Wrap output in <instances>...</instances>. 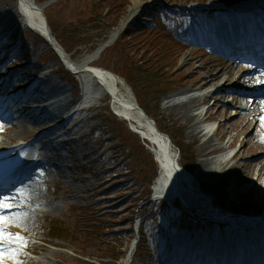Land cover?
Segmentation results:
<instances>
[{
    "label": "rangeland",
    "instance_id": "1",
    "mask_svg": "<svg viewBox=\"0 0 264 264\" xmlns=\"http://www.w3.org/2000/svg\"><path fill=\"white\" fill-rule=\"evenodd\" d=\"M39 1L46 2V0ZM135 1L115 0L117 3H122V5H120L118 10H111L110 7H106V1L100 4L96 0H58L47 8V14L50 16L51 28L56 37L69 49L75 61H82L98 45L107 41V38L109 39L112 32L111 25L117 27L121 22L130 17V11L133 9ZM159 1L163 2L164 0H149L147 3H140L137 15H144V9H150L154 3H158ZM245 1L249 0H244L243 5H247L244 3ZM9 3H12V0H0V17L1 15H9L11 13ZM193 6L197 7V5ZM2 19L0 18V21ZM4 20L2 22H5ZM214 20H217L218 25L223 23L221 15L216 13L212 21L214 22ZM11 21L15 24L19 19L16 18ZM232 21V19L229 20L230 23ZM217 32H219L218 29ZM200 37H206V35H201ZM195 44L197 43L195 42ZM26 45L22 56L13 57L11 54L10 57L6 58L5 66L7 68L0 71V81H5L7 76H10L15 70L21 68V71L15 74L17 84L21 80L31 84L26 77L31 74L35 75L34 79L39 84L36 92H43L45 96V81L48 77L51 83L57 85L56 88L62 89L63 87L67 90L64 94L65 97L64 95L60 96L59 93L55 97L61 100L66 99V101L62 100L60 104L68 102L67 106H63L61 115H59L62 120L67 122L73 112L76 111L73 109L77 101L76 89L74 86H70L60 80V76L63 75L60 69H58L59 73L54 72L53 74L47 70V67L54 64L53 61H47L44 66H41L37 60L38 56L32 55L31 50L33 51V45L28 41H26ZM199 48L197 44L191 48L182 49L178 45H173L167 38L154 32L129 33L126 36L123 35L114 46L108 48L103 53L100 60H96L94 63L121 73L131 79L136 88L133 86L138 99H143L142 101L155 115V119L163 123L165 130L173 132L172 135L178 145H183V147L181 146L183 152L174 147V151L178 156L180 151L182 152V155L180 154L183 159L182 162L185 161L184 156L185 158L194 157L196 160L195 170L193 169L191 173L183 171L185 187L189 190L191 196L190 203L192 205H199V209L201 210L202 207H206L207 211L211 209L210 197H206L200 192L197 184L199 181L220 184L223 180H228L230 205L244 204L245 202V204L249 203L247 209L264 213V201L260 200V192L257 191L259 189L264 192V175L258 178L256 171L249 172L245 169L243 172H247L243 174L242 171H238L236 168H232L230 172H219L218 170L217 173L208 174L209 171L204 166L210 167L209 163L207 162L204 166L203 164L206 157H211L213 154L208 156L202 155L203 139L201 137L190 136V126L187 125V120L184 119L178 109L171 108L168 103L174 95L180 92L187 91L189 94H205L222 84L221 82H215L203 89L200 88V84L203 82L202 77L195 75L198 70V64L215 62V57H211V54L206 55L205 53L208 52L199 50ZM25 53L29 55L25 56ZM48 55H52V53L49 52ZM40 68L44 71L43 76L39 74ZM217 69L220 70V67H217ZM151 70H158V75H162L163 81L161 83L158 84L157 81H154L155 79L148 81L150 78H154L149 76L148 71ZM143 81H146L145 87L142 85ZM152 83L153 86L149 87L148 85ZM120 90L122 91L121 94L128 95L130 99L136 100L134 92L126 82L124 85H120ZM163 92L166 93L161 95ZM157 97H160L158 101L156 100ZM104 100L102 98L96 103L97 105L93 112L89 114L81 113L72 118L66 124V127L73 131L72 134L67 135L66 142L70 140L72 142L58 145L56 150L51 151L52 154L57 153L62 157L59 162L62 167L58 171L56 168L46 165L47 173L45 177L47 182L45 185L39 184L40 193L47 200L45 205L43 204L45 211L38 212L37 215H31V222L27 229L37 232L39 237L45 238L47 244L37 246V256L31 259L30 264H67L71 260H75L76 264H89L84 260L87 257L95 264H99L100 262L110 263V258H102L99 255L104 256L106 253H112V247H116V254L119 256H122L126 250L130 249L129 251H133L132 261L129 264H155L153 257L156 256L155 250L158 251V247H155L154 244L158 242V233L161 234L159 236L160 239L164 240L166 238L167 234L161 226L167 227L173 221L174 212L168 210L161 213L160 221L150 219L148 222V232L146 238H143V240L149 241L155 250H151L150 248L144 251L142 258L137 255L135 241L138 238L135 239L134 230H131L129 223L133 215V209L138 204H144L143 201L138 202L140 189H142L141 195L144 196L149 188L147 185L136 186L134 176L137 177V182L143 183L149 176L155 173L156 166L149 160L148 155L151 154L148 153V148L140 144L141 140H139V137L126 128V126H122L121 122L113 124L117 128V134L120 135V138L117 140L116 138H111L109 133H107L108 127L95 126L100 120H96L95 118L96 109L104 104ZM146 101L150 102V104ZM214 101V96L208 97L205 101H200L198 106L194 108V112L206 109ZM226 101L228 102L229 100ZM223 105V109L221 108L217 116L216 114L214 116V127L226 120L233 122L237 119V113L235 114V112L238 111V108L234 104H231V106L228 104ZM224 110L227 113L223 114ZM215 111L218 112L217 109ZM45 113L46 110L34 114L32 117L34 116L36 119L41 118ZM55 113L58 112L55 111ZM79 123L80 125L77 126ZM13 124H16L15 129H10L5 133L1 132L3 140L11 139V143L29 140L34 138L37 131H39L35 130L34 126L22 121L20 115ZM93 128H98L96 134H92ZM236 128L239 129L240 126L233 127L232 134L238 132V130H235ZM18 130H22L23 133L15 135ZM111 132L114 133V129ZM222 132H224V129L220 127L214 135V143L218 147L224 146L230 138V136L226 139L220 138ZM252 132H254L253 127L245 130L235 140L230 151H220L218 152V157L226 155V152L227 154L229 152L233 153L240 147L245 146L244 143H241V139L245 138L246 135H252ZM192 141H197L198 145ZM119 143L120 145L118 146ZM126 143L133 147L136 156L141 157L143 166L139 164L136 171L135 169L125 170L128 160L119 164L118 170L120 168H124V170L117 173L115 172L116 170L106 172L104 169L113 163L112 157L114 152L120 153L124 149L126 153L131 151L129 147L124 145ZM251 143L249 149L232 159L229 165H233L239 160H244L256 163L257 171L258 169L264 170V146H257L254 144V141ZM40 146L44 147V142ZM141 146L147 151V154L143 153V150L140 151ZM136 163L138 164L139 160ZM128 175H131L132 180L110 188L113 183L124 179ZM135 191L138 192L135 193ZM87 208L91 209L92 216L89 214L90 211ZM145 211L146 208L144 209ZM81 215L91 216V219L95 218L99 223L88 225V229L91 230L90 232L82 230L76 233V229L73 228L76 221L75 217L77 219ZM107 227L109 228L103 230V228ZM54 228L57 230L63 229L65 232L56 234L55 231L57 230L53 232ZM80 228L83 227L78 226L77 229ZM54 245H57L59 248ZM60 246L66 248H60ZM67 248L72 251L77 250L83 257L79 259L76 256H70L71 254Z\"/></svg>",
    "mask_w": 264,
    "mask_h": 264
},
{
    "label": "bare ground",
    "instance_id": "2",
    "mask_svg": "<svg viewBox=\"0 0 264 264\" xmlns=\"http://www.w3.org/2000/svg\"><path fill=\"white\" fill-rule=\"evenodd\" d=\"M149 0H136L135 5L133 9H131L130 17L125 19L121 26L113 32L111 39H115L121 29L124 27L125 23L138 12V7L140 3H147ZM72 3V1H70ZM47 7L48 5L46 3H39L38 0H12V3H9V8L11 10V13L9 15H1L0 18H3L1 21L4 20L5 22H11V20H15L16 18L19 19V26L21 25L24 29H31L38 34L44 36V37H53L56 47L60 54L62 55V58L65 60L68 66H70L72 69L78 72V75H80L81 81L83 85L86 88V97L91 98L92 100H97L102 92L110 91L113 95L114 104L118 108V111L121 115L126 116L130 121L135 123L137 125V129L141 132L143 135V138L146 140H149L155 145V153L161 162V175L158 178L156 184H155V195L159 197L167 196L166 198L170 199L175 196H177L180 192L183 194L185 193L184 188V176L182 169H180V173L176 167L175 164V157L176 154L173 149V144L168 141V139L163 138L161 135H159L157 129L155 126L148 122L145 117L143 116V113L137 108L136 103L134 100L130 99L128 95H119L118 94V88L119 83H122L121 80L112 72L107 71L100 67L92 66L91 64L94 63L96 60V57L101 52V50H97L94 53H91L87 55L82 61H75L72 58V55L68 54L66 49L59 43L56 42V39L54 38L53 34L51 33V29L48 22V16H47ZM8 10V9H7ZM65 10V9H64ZM78 11V10H77ZM260 13V14H259ZM64 14V13H62ZM258 16H261V12H258ZM249 22V21H247ZM259 23H257L258 25ZM239 25V28L241 29V25ZM256 25V28H257ZM251 30L252 29V25ZM255 30V29H254ZM256 33L253 32L250 34V37L255 38ZM254 48V46L250 47ZM252 53H254V56L257 58H264V56H260L258 54H261L264 52V47L259 46L255 47V49L251 50ZM192 61V60H191ZM194 61V60H193ZM3 63H0V68ZM217 67H220V70L217 69ZM243 68L242 65H237L235 62H227V61H220L215 60V62H210L208 64L201 63L198 64V70L195 73V75H199L202 77V84L201 87H207L211 83L215 82H227V83H237L239 86L245 85L248 82L246 79L239 75L240 69ZM0 71H2L0 69ZM16 72V70H15ZM259 73V72H257ZM264 75V73H262ZM16 75L13 76V78ZM243 77V78H242ZM8 78V76H7ZM12 78V79H13ZM28 79L31 78V75L26 77ZM9 81V79H8ZM95 84H99V87H95ZM123 84V83H122ZM260 83L258 81H255V79H250V86L253 87V89H257L258 85ZM8 87L13 91L11 93L12 95V102L14 101V98L17 97L19 94H25V103H23L24 106H29L31 101L40 100L42 98L41 94L31 96L30 90L31 85L27 82H24L21 80L18 84L17 81H13V83L8 84ZM46 88H47V97L48 99L56 97V95L59 93L60 96H63L67 90L62 87L56 88V85L49 82V80H46ZM240 91V89H237ZM210 94L206 95H186L185 92H180L170 101L168 102L170 107L173 109H178L180 114L184 117L185 120H187V125L190 126L189 128V134L191 137H201L203 139L202 143V155L208 156L212 155L211 157H206L203 166L208 162L210 167H205L209 172L208 174L217 173L219 172H230L232 168H236L238 171H242L243 174H245L247 171L253 172L256 171L258 174V177L260 178L262 175H264V170L258 169L257 171V165L254 162H246L244 160H239L233 165H229V159L226 157H218V152L220 151H226L229 149V147L235 142L236 139L239 138V136L245 132V130L250 129V127L254 126L255 132L252 135H246L245 138L241 139V143H244L245 146H242L234 153V155L230 158H234L239 154H242L247 149H249L251 141H253L259 136V130L263 127L264 123L261 121V117H264V99H261L260 97H256L249 106L245 108V104L248 101V98H254L253 95L248 94H239L235 95L232 93L231 89H227L226 87L222 86L220 89H218L216 92L212 93V96L215 97V101L212 105H210L205 110H202L200 112H194V108L198 106V103L202 100H205L208 98ZM232 95V101L231 103L238 106L237 113V119L233 122L226 120L222 123H220V127L224 129V132L221 133L222 139L230 138L228 139V142L221 148H219L216 143H214V135L215 131H213L214 127L210 124L206 123L207 119H214V116L219 113V111L222 108V103L225 102L230 96ZM28 96V98H26ZM210 96V97H212ZM65 97V95H64ZM63 101H66V99H62ZM61 100V101H62ZM60 100H54V102H51L48 105H54L53 109L46 113L42 119L38 120L36 125L34 126L35 130H44L43 128L49 124V122H52L57 119L59 115H61V111L63 109V106L65 104H60ZM50 102V101H48ZM47 106V105H46ZM67 106V105H66ZM224 106V105H223ZM243 107V109L241 108ZM27 108V107H26ZM26 108L21 111L23 112V116L26 115ZM218 110L216 112L215 110ZM223 109V108H222ZM214 110V112H213ZM39 111V109H37ZM57 111L58 113H55ZM57 114V116L55 114ZM223 114L227 113V111H223ZM49 121V122H48ZM240 126L238 132L236 134H232L233 127ZM57 130L60 132V128L56 129V136L60 135L62 136V133H57ZM262 130V129H261ZM260 130V131H261ZM23 133L22 130L16 131L15 135H21ZM259 133V134H258ZM257 134V135H256ZM56 136L48 141L47 144H51L56 141ZM46 136V131L40 134V139ZM55 139V140H53ZM198 139V138H197ZM262 144L264 145V136L260 139V141H256V145ZM59 156V155H58ZM62 157L59 156L56 157H50L45 156L44 162L50 165H55L57 161H61ZM179 159H177V165H179ZM212 167V168H211ZM60 169V168H59ZM245 169L247 170L246 172ZM206 171V170H205ZM207 172V171H206ZM180 185H179V181ZM263 183V182H262ZM181 187V188H180ZM180 188V191L178 189ZM260 192L259 197H261L260 200L264 201V193H261L259 189L257 190ZM34 192V188L30 186H26L22 193L19 195L21 196L20 200L23 199V203L27 205L26 208H21L22 210L19 212V215L21 216V219L19 221H11V224H22L28 214H32L34 211L33 208H30L29 205H34L39 203L37 198L33 197L32 194ZM36 194V191L34 192ZM257 193V192H256ZM37 212V211H36ZM35 212V213H36Z\"/></svg>",
    "mask_w": 264,
    "mask_h": 264
},
{
    "label": "snow or ice",
    "instance_id": "3",
    "mask_svg": "<svg viewBox=\"0 0 264 264\" xmlns=\"http://www.w3.org/2000/svg\"><path fill=\"white\" fill-rule=\"evenodd\" d=\"M262 123H264V117L260 118ZM13 203V198L7 195L0 196V264H3L2 257L9 251H12L11 248H7L4 245V241L15 239L16 242H23V237H20L18 234H13L9 232L4 227L5 220L19 221L21 216L16 213L11 212V207ZM19 264V261H17Z\"/></svg>",
    "mask_w": 264,
    "mask_h": 264
},
{
    "label": "trees",
    "instance_id": "4",
    "mask_svg": "<svg viewBox=\"0 0 264 264\" xmlns=\"http://www.w3.org/2000/svg\"><path fill=\"white\" fill-rule=\"evenodd\" d=\"M98 3L102 4L103 1H106V7H110V9L118 10L120 7V4L115 2V0H96ZM95 2V1H94ZM97 4V3H96ZM158 72V70H156Z\"/></svg>",
    "mask_w": 264,
    "mask_h": 264
}]
</instances>
